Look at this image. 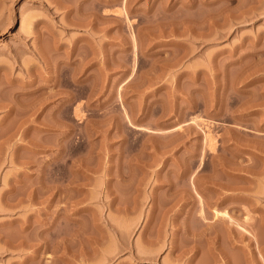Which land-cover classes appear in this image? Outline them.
<instances>
[{
	"label": "rangeland",
	"instance_id": "obj_1",
	"mask_svg": "<svg viewBox=\"0 0 264 264\" xmlns=\"http://www.w3.org/2000/svg\"><path fill=\"white\" fill-rule=\"evenodd\" d=\"M0 264H264V0H0Z\"/></svg>",
	"mask_w": 264,
	"mask_h": 264
},
{
	"label": "bare ground",
	"instance_id": "obj_2",
	"mask_svg": "<svg viewBox=\"0 0 264 264\" xmlns=\"http://www.w3.org/2000/svg\"><path fill=\"white\" fill-rule=\"evenodd\" d=\"M74 83L76 82V80H72ZM75 111V110H74ZM7 112H11V107L9 108V109H7ZM1 123H3V122H1ZM202 205H204V204H202ZM203 210V211H202ZM202 210L200 209V211H201V219H203V221L202 222H204V223H202L203 225H201L200 227H204L203 229L202 228H200V229H202V230H200V232L202 233V234H208L207 232L209 231V228H208V224L209 223H211V221H208L206 218H207V216H206V214H204V209H203V206H202ZM217 217H219V221H221V222H223L224 224L225 223H227V222H230L231 221V216L226 212V211H223V212H221V211H218L216 208H213V218L214 219H216ZM232 222V221H231ZM212 224V223H211ZM210 224V225H211ZM227 225H228V223H227ZM211 227V226H210ZM228 227H229V225H228ZM229 228H231V227H229ZM228 229V228H227ZM199 232V231H198ZM249 233V232H248ZM192 234H194V232L192 233ZM195 235H196V233H195ZM244 235V234H243ZM190 237H191V235H190ZM193 238H194V236H193ZM213 241V240H212ZM210 242V244L211 243H213V242ZM211 248H212V250L215 248V246L213 247V246H211ZM213 252V251H212ZM182 253H183V251H182Z\"/></svg>",
	"mask_w": 264,
	"mask_h": 264
}]
</instances>
